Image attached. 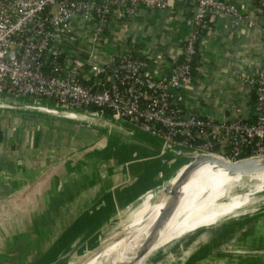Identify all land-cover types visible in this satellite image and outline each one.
<instances>
[{"label": "crops", "instance_id": "0c3cea01", "mask_svg": "<svg viewBox=\"0 0 264 264\" xmlns=\"http://www.w3.org/2000/svg\"><path fill=\"white\" fill-rule=\"evenodd\" d=\"M165 1L161 10L141 7L126 18L114 13L111 30L100 35L99 61L124 50L145 59L153 75L169 72L180 59L196 6L192 0ZM225 1L238 9V18L209 12L197 40L196 75L170 91L186 111L214 121L252 116L239 76L264 68V22L258 10L252 0ZM91 114V119L70 120L0 109V264H65L66 257L72 262L85 253L84 244L83 250L77 247L90 234L160 182L154 176L167 163L153 150L159 149L157 137ZM122 143L129 148L121 151ZM258 216V228L245 229L242 247L206 252L191 264H264V213Z\"/></svg>", "mask_w": 264, "mask_h": 264}, {"label": "built area", "instance_id": "2783aa9c", "mask_svg": "<svg viewBox=\"0 0 264 264\" xmlns=\"http://www.w3.org/2000/svg\"><path fill=\"white\" fill-rule=\"evenodd\" d=\"M192 1L196 12L179 61L169 72L153 75L145 59L124 50L100 62V35L111 30L114 13L126 18L141 7L161 10L165 0H0V95L84 112L96 107L97 115L126 122L172 149L229 161L264 156V68L239 76L254 97L249 118L214 121L197 110L186 111L170 94L191 79L198 28L209 12L239 16L225 0ZM10 51L12 58L6 60ZM46 65L55 74L47 73ZM244 151L247 155L240 156Z\"/></svg>", "mask_w": 264, "mask_h": 264}, {"label": "bare ground", "instance_id": "6f19581e", "mask_svg": "<svg viewBox=\"0 0 264 264\" xmlns=\"http://www.w3.org/2000/svg\"><path fill=\"white\" fill-rule=\"evenodd\" d=\"M145 136L149 137V135ZM146 137H144V139H147ZM131 139L134 140V137ZM135 141L140 142L139 140ZM144 143L141 144L147 146ZM118 147H120L121 151L127 149L122 146ZM155 147H159V149L153 148L155 152L168 155L179 162H184L180 167L190 161V159L186 158V155L188 154L187 151L170 149L164 145L158 144H156ZM176 172H170L168 175L164 176L160 182L153 186V188L143 192L138 202L135 203L133 207H131V210L126 214L125 220L128 226H134L141 222L145 223V226L139 230V234L132 236V238L130 237L129 239L127 237L121 238L96 257H93L86 264H105L111 254L116 255L118 252L124 251L125 248L132 250L127 258L132 257L133 253L139 248L147 234L146 228L151 224L156 217L158 210L163 205V202L153 204V201L158 198L154 196L157 192H160L157 190L161 189L165 184H171L175 178ZM181 190L182 196L175 210L164 225L158 230L155 243L137 262V264H146L148 258L149 260L153 259L156 256L153 255V252L157 249H160V252L169 250L171 254L177 255V248L178 246H181L178 244L179 242L181 243L183 240L187 239L193 241V237L199 234L208 235L210 233L212 235L215 231L221 229L224 230L228 224L246 221V219L252 218L260 210H264V173L252 176H243L239 174L228 175L224 170L214 165L204 163L191 173L190 177L182 185ZM253 205L256 206L254 207ZM149 212L150 214L145 222L146 215ZM80 234L78 235L80 236ZM165 245L167 246L165 247ZM198 246L200 247V245Z\"/></svg>", "mask_w": 264, "mask_h": 264}, {"label": "water", "instance_id": "95a60500", "mask_svg": "<svg viewBox=\"0 0 264 264\" xmlns=\"http://www.w3.org/2000/svg\"><path fill=\"white\" fill-rule=\"evenodd\" d=\"M230 22L233 21L230 20ZM11 58H12V51L8 53V55L6 56V60H10ZM0 109L25 110L30 112H38L50 116L63 117L70 120H86L92 118L91 112H84L81 110H70L62 106L49 104L38 100L16 98L12 96L9 97V95H5V94L0 95ZM55 111H57L58 113ZM94 116L102 117L101 115H97V114ZM107 124L123 131V128L120 126L112 125L110 123ZM157 144L162 145L160 140L157 141ZM179 150L187 151L188 154L186 155V158L190 159V161L187 164H184V166L180 167L184 162H179L178 160L171 158L168 155H165L168 158H170L169 162H167L169 163L167 164V166L169 167L171 166V168L173 167L174 172H176L177 170L178 171L175 173L176 174L175 178L171 184H165L161 189L157 190L160 191L161 196L155 199L153 201V204L163 202V205L158 210L156 217L153 219L151 224L146 228L147 234L143 239L141 245L139 246L138 249H136L132 257L127 258L130 255L129 253L132 252V250L125 248L124 251H120L116 255L111 254L109 256L110 258L107 260L105 264H137V262L149 251L151 246L155 243L158 230L169 219V217L172 215L173 211L175 210L177 204L179 203V200L182 196V190H181L182 185L190 177L191 173L200 165L204 163L214 165L224 170L228 175L239 174L243 176H252V175H259L264 173V156H251L234 161H229L220 156L209 153L194 152L188 149H179ZM161 155L164 156V154ZM174 163H176V166L174 165ZM169 172L171 171L164 170L163 173H159L158 175H155L153 181L154 182L161 181V179L164 176L168 175ZM149 214L150 212L146 215V218L144 217L145 222ZM144 226L145 223L143 222L134 226L133 225L128 226L127 223L125 222L120 227L121 231L119 232L116 231L114 233L109 234L110 236L109 235L105 236L104 239L96 243L90 250L85 252L86 254L84 253V255L81 256V259L83 258V260L77 264H86L93 257H96L98 254L106 250L108 247H110L112 244L119 241L123 237H127L128 239L130 237L132 238V236L139 234V230H141V228ZM206 251L207 250L200 251L199 253L195 254V256H193L188 261V264L195 262L199 257L204 255ZM217 251L227 252L228 250L220 249Z\"/></svg>", "mask_w": 264, "mask_h": 264}, {"label": "rangeland", "instance_id": "374dc122", "mask_svg": "<svg viewBox=\"0 0 264 264\" xmlns=\"http://www.w3.org/2000/svg\"><path fill=\"white\" fill-rule=\"evenodd\" d=\"M124 145H126V144L122 143L119 146H124ZM130 146H132V145H130ZM118 148L120 149V147H118ZM127 148H129V147H127ZM164 157H165L164 163H167V161L170 160V158H168L165 155H164ZM167 164H169V163H167ZM175 166H176V164H175ZM166 167H169V166H166ZM173 169L171 170V167H169V168L165 169V171H173ZM159 196H161V194H160V192H157V194L154 197L157 198ZM253 206L255 207L256 205H253ZM130 210H131V208L127 209L125 212H123L120 215L116 216V218H119V220L115 218V219L103 224V226L101 228L96 229L95 232H93L94 234H92V235L90 234L91 236L89 235V237L86 238L85 242H83L82 245L78 246L77 248H81L83 250V248L81 246H83V244H84L85 245L84 249H86L85 252H87V250H90L96 243H98L102 239H104L105 236H107V235H109L111 233H114L116 231H118V232L121 231L120 227L126 222L125 215H126L127 211H130ZM262 213H264V210H260L252 218L246 219V221H242V222H239V223L228 224L227 227L224 230L221 229V230H218V231H215L214 233H212L213 236L210 233L208 235L199 234V235H196V236L193 237V241L191 239L190 240L189 239L183 240L181 243L180 242L178 243L181 246H178V248H177V250H178L176 252L177 255L171 254L169 252V250L164 251V252H162V251L160 252L159 251L160 249H157V250H155L153 252V255L154 256L156 255V256L153 259H150V260L148 258L147 261H146V264H152V263L153 264L154 263L155 264H161V263L162 264H173V263H175V264H188V261L193 256H195V254L199 253L200 251L207 250L206 252L214 253L217 250H220V248H222V250H228L229 251V250H232L233 248H237V246L242 247L245 244L244 243V234L246 233L245 229L250 228V227L254 228V224L255 225L259 224V220H256V218L259 217L258 215L262 214ZM254 221H256V222H254ZM256 228H258V225L256 226ZM244 231H245V233H244ZM256 232H257L256 235H258L259 232L258 231H256ZM199 233H200V230H199ZM228 233L231 234V235H229ZM190 238H192V237H190ZM209 238H211V239H209ZM92 239H95V240H93L94 243H91ZM208 242L210 243V245H209ZM90 243H91V246H89ZM213 243L215 244V246H214ZM198 245H200V247ZM207 245H209V246H207ZM166 246L167 245H165V247ZM185 248H187V249H185ZM172 257H174V258H172ZM74 258L76 260L74 259L75 261L73 260L72 262H70L72 257L70 259H68V260H67V257H66L65 258V264H77V263H79L80 261L83 260V258L81 259L80 256H76ZM66 261H69V262H66ZM53 263L54 262H48L47 264H53ZM55 264H64V262L61 261L60 263H55Z\"/></svg>", "mask_w": 264, "mask_h": 264}, {"label": "trees", "instance_id": "16d2710c", "mask_svg": "<svg viewBox=\"0 0 264 264\" xmlns=\"http://www.w3.org/2000/svg\"><path fill=\"white\" fill-rule=\"evenodd\" d=\"M252 5L255 7V9L256 10H258V13H259V15L261 16V18H262V20H263V22H264V0H252ZM208 17H209V14L206 16V21H205V24L203 25V26H201V27H199L198 28V33H199V35L201 36V34L203 33V31H205V28H206V26L208 25ZM262 28H263V31H264V23H263V26H262ZM198 40V39H197ZM197 41H196V49H197ZM198 59H199V54L198 53H195V55H193V57H192V60H191V62H190V65H189V76L190 77H192V76H195L196 75V68H197V66H198ZM179 61V60H178ZM44 70L47 72V73H51V74H55V73H52L51 71H50V68H49V65L47 66H45L44 67ZM80 82L82 83V84H88L89 82H86V81H84V80H82V79H80ZM249 97H250V99H251V101H252V103H253V99H254V97H253V95H252V93H249ZM87 109V111H89V112H99V110L96 108V107H88V108H86ZM109 112L107 111V110H104L103 111V114L105 115V114H108ZM226 152H224V154H225ZM245 155H247V151H244V152H242L241 154H240V156H245Z\"/></svg>", "mask_w": 264, "mask_h": 264}]
</instances>
